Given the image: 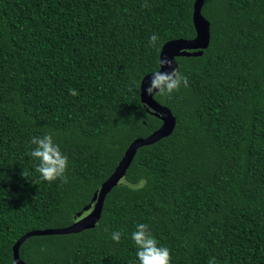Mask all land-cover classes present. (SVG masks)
<instances>
[{
    "label": "trees",
    "instance_id": "trees-1",
    "mask_svg": "<svg viewBox=\"0 0 264 264\" xmlns=\"http://www.w3.org/2000/svg\"><path fill=\"white\" fill-rule=\"evenodd\" d=\"M147 2L0 0V264H16L27 232L78 219L128 145L161 125L140 82L166 41L195 36L194 0ZM201 12L208 47L176 57L189 87L153 94L173 131L136 150L94 227L27 236L26 264H139V223L171 264H264V0H204ZM47 132L69 158L67 183L43 181L27 155Z\"/></svg>",
    "mask_w": 264,
    "mask_h": 264
},
{
    "label": "water",
    "instance_id": "water-1",
    "mask_svg": "<svg viewBox=\"0 0 264 264\" xmlns=\"http://www.w3.org/2000/svg\"><path fill=\"white\" fill-rule=\"evenodd\" d=\"M204 0H194L192 11V22L195 29V36L190 39L177 38L166 41L159 52L161 57H168L173 60L172 68H178L176 57L178 56H199L206 49L210 41V23L203 16L201 9ZM159 62V61H158ZM172 68H161V71H171ZM151 73L144 75L140 82V100L146 106V109L161 120V125L146 137L135 138L126 148L122 158L114 168L109 177L95 190L91 201L86 204L81 211L77 213L79 216L71 225L62 228H47L43 230L30 231L21 236L13 245V259L16 264H26L19 257V245L29 235L32 234H53V233H71L77 232L85 228H92L99 221L103 206V201L106 194L111 188L117 185L124 176L126 169L130 165L136 150L143 145H148L156 142L169 135L176 124V117L171 110L159 103L153 94L149 95L146 91L149 86Z\"/></svg>",
    "mask_w": 264,
    "mask_h": 264
},
{
    "label": "clouds",
    "instance_id": "clouds-1",
    "mask_svg": "<svg viewBox=\"0 0 264 264\" xmlns=\"http://www.w3.org/2000/svg\"><path fill=\"white\" fill-rule=\"evenodd\" d=\"M141 7L150 8L151 5L147 0H144ZM159 43L158 35L152 33L148 39L149 47L159 51ZM158 61V68L152 72L149 86L146 89L149 95H152L154 90H157L155 94L170 99L174 92L180 90L181 86L185 88L189 87L188 77L180 72L178 68H172V59L164 56L160 59L158 58ZM164 67L172 68V70L161 71L160 69ZM128 92L133 95L136 94L134 84L129 85ZM69 93L73 96L77 94L74 89H69ZM28 144L31 150L27 152V155L31 156L33 160L38 161L35 170L40 174V178L43 181L52 183L60 180L62 184L68 182L66 172L69 158L61 151L60 145L54 141V136L51 132H47L42 136H32ZM22 175L27 177V173L24 171ZM104 231H108V229L105 228ZM122 235L123 233L120 230L113 231L111 233V239L119 243ZM131 240L134 241L137 247L136 256L139 264H171L172 257L170 249L159 244V241L151 232L148 224H137L135 230L131 233ZM208 264H217L216 258H210Z\"/></svg>",
    "mask_w": 264,
    "mask_h": 264
}]
</instances>
